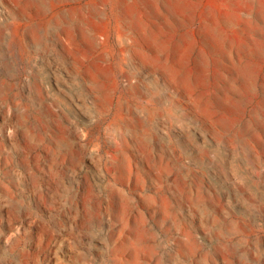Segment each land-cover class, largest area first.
<instances>
[{"label":"rangeland","instance_id":"374dc122","mask_svg":"<svg viewBox=\"0 0 264 264\" xmlns=\"http://www.w3.org/2000/svg\"><path fill=\"white\" fill-rule=\"evenodd\" d=\"M0 264H264V0H0Z\"/></svg>","mask_w":264,"mask_h":264},{"label":"bare ground","instance_id":"6f19581e","mask_svg":"<svg viewBox=\"0 0 264 264\" xmlns=\"http://www.w3.org/2000/svg\"><path fill=\"white\" fill-rule=\"evenodd\" d=\"M236 141V140H235ZM241 141V140H240Z\"/></svg>","mask_w":264,"mask_h":264}]
</instances>
